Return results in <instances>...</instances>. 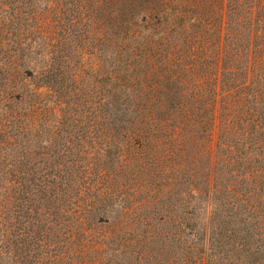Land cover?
Returning a JSON list of instances; mask_svg holds the SVG:
<instances>
[{
    "label": "trees",
    "instance_id": "1",
    "mask_svg": "<svg viewBox=\"0 0 264 264\" xmlns=\"http://www.w3.org/2000/svg\"><path fill=\"white\" fill-rule=\"evenodd\" d=\"M56 1L0 0V264H100L104 247L127 253L129 212L152 194L128 202L114 186L124 167L136 182L156 172L161 160L146 152L153 142L162 143V251L176 241L188 253L172 264H262L260 206L223 197L236 181L264 192V0H142L133 11L131 0H72L59 7L48 39L42 8ZM151 26L162 27L160 55L143 37ZM96 43L111 70L73 96L70 52ZM161 59L162 67L152 63ZM94 140L96 153L82 155V141ZM225 176L232 183L223 185ZM200 199L210 209L196 229L175 206L193 205L195 214ZM116 206L128 211L101 215ZM160 226L144 231L148 245ZM184 226L198 238L191 244L174 229Z\"/></svg>",
    "mask_w": 264,
    "mask_h": 264
},
{
    "label": "rangeland",
    "instance_id": "2",
    "mask_svg": "<svg viewBox=\"0 0 264 264\" xmlns=\"http://www.w3.org/2000/svg\"><path fill=\"white\" fill-rule=\"evenodd\" d=\"M111 2V0H107ZM72 0H57L54 4L45 2L44 5H49V8L45 9L42 8V14L44 16V19L42 21V29L41 34L44 36H48V39L51 37L56 38V23L55 19L58 15L59 7L62 4H69L71 5ZM159 7H162V4L158 5ZM130 11H133V7H140L142 9L143 7V1L142 0H131L130 2ZM186 10H190V8H185ZM191 14V13H189ZM67 33V32H64ZM42 35H39L38 37H41ZM69 34L67 33L66 36ZM35 37V36H34ZM58 37V36H57ZM143 37H148L150 45H155L156 53L159 55L162 53V45L159 43L162 39V27L161 28H154L150 27L147 31H144ZM59 39V37H58ZM65 40V39H61ZM158 42L156 44L155 42ZM68 41H64L66 44ZM75 42L72 43V46H75ZM92 45V44H91ZM94 47H90L85 50L74 49L71 53L72 59L68 61V64L71 65V67L68 70V76L71 78V80H77V90H74L72 92V95L75 96V94L79 96H84L88 91L91 89H95L98 84L96 82V78L98 80V77L100 73H109L110 68V61H104L101 59V53L98 50L97 43L95 45H92ZM68 49V48H67ZM257 56V55H255ZM33 65H36L38 68L41 65V61H32ZM153 64L157 65V67H162V59L161 61H152ZM78 75L79 78L76 76ZM158 76L162 77V68L158 70ZM44 93H46L45 97L48 101V104L52 106L53 108H57V104L59 103L56 101V99L53 97V95L45 90H43ZM95 97V96H94ZM77 117V115H75ZM215 132H217L215 130ZM215 142H216V136H214V142L211 145L212 153L215 151ZM98 148L97 142L94 140L93 144H89L88 142L82 141V155L87 157H92ZM85 151V152H84ZM149 161H155L156 159H160V163L158 164L157 170L154 173V171H150L149 174H143L139 175L138 181L134 180L136 178L137 172L134 168H122L118 170V172H121V176L119 177L118 183H116V186H114L115 189V195L117 197H120L121 199H125L128 202L132 201L134 195L136 196L135 200L139 201L140 198L143 197H150L152 194V197L149 198V205L146 207H139L133 209V211L129 212L130 222H132V226L128 230L131 231L132 235L134 236L133 244L131 247L133 251L131 252V248H129L127 253H125L123 256L121 255V251L115 252L113 248H106L104 247L102 250L103 253H100L96 261H99L100 264H137V256L145 255L148 258V261L145 262L146 264H172V262L177 259L178 255H184L186 256L188 253L183 250L182 246L178 247V243L176 241L173 242V247H168V244H166V248L162 251V143L159 144V147H157V143L153 142L150 144L149 149L146 150ZM145 159H142V163L145 162ZM188 171H190L191 166H194L192 164V160L188 159V162H186ZM205 164V163H204ZM222 165V164H221ZM195 166L199 167V164H196ZM218 168L219 165H217ZM46 169V168H45ZM238 170V168H237ZM241 173H243V168L239 169ZM240 176L236 177V180H240ZM220 171H218L217 177H219ZM223 180V185H229L227 176ZM151 180L150 184L149 181ZM153 181V182H152ZM217 183L220 185L221 180L218 179ZM229 183H232V181ZM234 183H237V185H234L238 189L233 190V192L230 193L229 197H223L227 199H232L233 204H235L236 207L244 208V209H251L254 207H259L261 209V214H264V192L260 190L259 186H253L252 184H247L245 186H241L240 181H236ZM150 185L151 188H149L147 194H144L143 192L139 191L142 187L140 185ZM139 185V186H138ZM221 188L222 185H220ZM220 195V194H219ZM222 196V195H221ZM216 198V197H215ZM248 199L249 202L246 200ZM236 200V201H235ZM104 201V200H103ZM217 199H215L212 202L211 207L215 206L217 204H220V202H216ZM102 202V201H101ZM100 202V203H101ZM137 203V202H136ZM135 204V203H134ZM98 205V204H96ZM164 206H170L169 204H164ZM193 205H181V206H175V208H181V210L178 211V215H181L184 211V215L181 217H187V222L192 224L196 222V229H198L202 223L203 217L207 211V209H210V206H208L205 202V200H199L196 202L195 206L198 208V211L193 214ZM132 207V205L130 206ZM129 207V208H130ZM128 211V210H127ZM127 211H124L121 209V207L116 206L113 207L107 212L106 214L101 213L102 216L107 217L111 216L114 219L115 217L123 213H126ZM190 213V214H189ZM206 213V214H207ZM176 215V210L173 212L172 217H175V220H179L180 217ZM145 219V220H143ZM121 220L124 222L125 220L121 218ZM142 220L145 222H142ZM174 220V221H175ZM185 221V220H184ZM161 222V226L154 231L153 236L151 238V243L148 245L147 238H148V232L150 229H153V227ZM185 221V223H187ZM148 225H147V224ZM146 226V227H145ZM52 227L55 229V225H52ZM169 227V226H168ZM175 230L182 231L181 236L183 239H186L187 244H191V241H195L197 237H195L194 232L191 235L189 233V230L187 234L185 231V226L174 228ZM187 229V228H186ZM148 231L147 234L144 231ZM169 233V236H171V227L167 230ZM144 236H146V239H143ZM201 236V235H200ZM198 239V238H197ZM201 245V244H200ZM259 247V257L262 264H264V235L261 239V243H257L256 246ZM254 246L251 251H255ZM200 247V246H199ZM186 248V247H185ZM196 249V247H195ZM191 254V253H189ZM193 254V250H192ZM197 251L196 254H194V257H197ZM248 255V254H247ZM94 255H91L90 258H93ZM250 258V256H249ZM89 260V258H87ZM110 259V260H109ZM94 261V260H91Z\"/></svg>",
    "mask_w": 264,
    "mask_h": 264
}]
</instances>
